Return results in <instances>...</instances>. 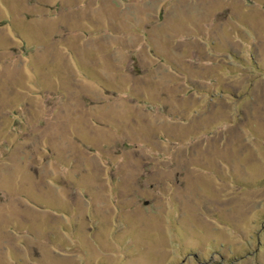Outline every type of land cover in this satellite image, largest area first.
Here are the masks:
<instances>
[{"label": "rangeland", "instance_id": "obj_1", "mask_svg": "<svg viewBox=\"0 0 264 264\" xmlns=\"http://www.w3.org/2000/svg\"><path fill=\"white\" fill-rule=\"evenodd\" d=\"M0 264H264V0H0Z\"/></svg>", "mask_w": 264, "mask_h": 264}]
</instances>
